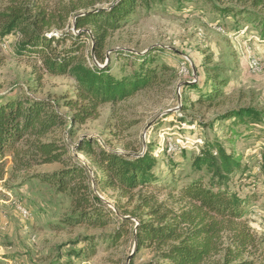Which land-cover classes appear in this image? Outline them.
I'll list each match as a JSON object with an SVG mask.
<instances>
[{
  "label": "rangeland",
  "instance_id": "1",
  "mask_svg": "<svg viewBox=\"0 0 264 264\" xmlns=\"http://www.w3.org/2000/svg\"><path fill=\"white\" fill-rule=\"evenodd\" d=\"M241 6L236 0H166L132 16L108 37L105 62L95 63L100 67L109 64L116 73L126 60L118 59L114 51L144 55L154 50L157 65L168 69L160 72L157 85L100 106L98 116L87 120L77 135L96 138L106 149L121 153L151 148L157 161L154 171L161 182L178 188L202 175L192 169L193 158L205 141L219 139L241 163L230 186L249 198L246 219L258 238L264 239V34L255 22L222 13L225 7L238 11ZM16 45V34L0 38V102L17 95L52 101L75 97L71 76L46 73L40 58L18 55ZM91 45L87 40L83 54L92 64ZM132 69L129 65L120 74ZM212 79L225 82L215 100L205 95L212 90ZM240 108L256 109L262 121L247 124L222 119L226 112ZM60 111L70 121L68 108ZM77 157L91 169V178L101 174L87 154L79 152ZM61 168L53 163L15 170L8 157L0 180V264H144L149 260L166 264L154 250H137L130 232L112 247L104 240L118 228L123 210L133 211L140 205L138 193L124 196L120 190L98 186L96 194L117 218L102 228L67 222L72 215L71 195L37 177ZM142 193L148 195L149 190ZM155 194L159 200L167 195ZM145 211L138 209V213ZM132 221L127 227L130 231L139 222L137 217ZM86 236L95 239L96 252L79 257L76 251L89 248ZM223 262L222 252L202 264Z\"/></svg>",
  "mask_w": 264,
  "mask_h": 264
},
{
  "label": "trees",
  "instance_id": "2",
  "mask_svg": "<svg viewBox=\"0 0 264 264\" xmlns=\"http://www.w3.org/2000/svg\"><path fill=\"white\" fill-rule=\"evenodd\" d=\"M165 1L0 0V38L16 34L18 55L40 58L41 68L51 75L71 76L76 93L75 97L54 101L17 95L0 102V180L8 157L15 170H27L32 164L59 163L62 168L56 173L37 177L58 191L69 192L72 215L67 222L71 224L102 228L117 218V213L108 210L96 194L98 186L120 190L124 196H142L136 209L123 210L118 228L104 239L111 247L130 232L137 250H154L166 264H202L222 252L223 264H264V239L258 238L246 219L249 198L230 186L241 163L222 141H205L192 161V169L202 175L178 188L161 182L154 171L157 161L151 148L121 153L106 149L96 138L77 135L87 120L98 116L100 106L157 85L160 72L168 69L157 65L154 50L144 55L114 51L118 59L126 60L116 73L109 64L100 67L95 63L105 62L104 49L110 34L132 16ZM236 1L242 4L238 11L225 7L222 13L255 22L264 34V0ZM104 2L109 6L97 7ZM246 5L256 12L248 11ZM87 40L92 43V64L83 54ZM129 65L133 66L130 73L120 74ZM212 80V90L205 94L209 100L218 98L219 88L225 84ZM63 107L70 111V121L60 111ZM232 118L247 124L262 121L261 113L253 108L232 109L222 117ZM79 152L87 154L101 174L91 178V169L77 157ZM143 189L149 190L148 195L142 193ZM158 192H166V198L159 200L155 194ZM140 208L146 209L145 213H138ZM133 217L139 222L130 231L127 227L133 224ZM85 240L89 248L76 251L79 257L96 252L95 239L86 236ZM144 264L159 263L149 260Z\"/></svg>",
  "mask_w": 264,
  "mask_h": 264
},
{
  "label": "built area",
  "instance_id": "3",
  "mask_svg": "<svg viewBox=\"0 0 264 264\" xmlns=\"http://www.w3.org/2000/svg\"><path fill=\"white\" fill-rule=\"evenodd\" d=\"M24 211H26V210H24ZM26 213H27V211H26Z\"/></svg>",
  "mask_w": 264,
  "mask_h": 264
},
{
  "label": "water",
  "instance_id": "4",
  "mask_svg": "<svg viewBox=\"0 0 264 264\" xmlns=\"http://www.w3.org/2000/svg\"><path fill=\"white\" fill-rule=\"evenodd\" d=\"M136 246H137V244H136Z\"/></svg>",
  "mask_w": 264,
  "mask_h": 264
}]
</instances>
